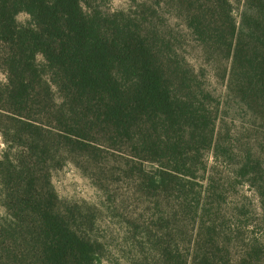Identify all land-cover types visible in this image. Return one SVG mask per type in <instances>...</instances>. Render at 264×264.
I'll list each match as a JSON object with an SVG mask.
<instances>
[{
  "label": "trees",
  "instance_id": "1",
  "mask_svg": "<svg viewBox=\"0 0 264 264\" xmlns=\"http://www.w3.org/2000/svg\"><path fill=\"white\" fill-rule=\"evenodd\" d=\"M82 3L0 0V264L101 263L95 209L62 201L51 170L102 147L129 148L133 164L154 166L135 169L142 189L186 205L210 151L264 204V0H144L147 22ZM182 33L227 62L226 96L253 120L244 131L258 135L244 148L219 129L214 98L177 44ZM212 233L192 256L167 244L150 264H230L217 259ZM259 261L264 249L247 242L238 264Z\"/></svg>",
  "mask_w": 264,
  "mask_h": 264
},
{
  "label": "rangeland",
  "instance_id": "2",
  "mask_svg": "<svg viewBox=\"0 0 264 264\" xmlns=\"http://www.w3.org/2000/svg\"><path fill=\"white\" fill-rule=\"evenodd\" d=\"M143 2L83 0L82 5L87 11L97 10L108 15L123 12L147 22L150 11ZM233 13L236 18L237 3ZM25 19L23 15L18 17L19 21ZM154 22L158 23V18ZM177 25L178 22L171 23L174 29ZM177 44L198 76L197 85L214 98L210 105L218 109L219 129L223 134L233 133L240 141L239 146L244 148L248 137L255 139L258 135L244 131L245 127H252L253 120L241 116L238 106L226 96L227 62L204 54L188 33L178 34ZM102 142L105 141L102 139ZM2 149L0 139V154ZM116 150L102 147L79 156L67 155L60 167L51 170V183L62 201L95 209L97 224L93 236L102 243L100 264H150L157 261L160 248L167 244L182 256H192L194 247L198 248L204 243V237H208L205 232L209 228L213 229L212 243L218 245V260L238 264L247 242H257L264 249V204L249 183L233 179L232 167L215 160L210 151L202 158L205 171L198 173V185H194L198 191L192 195V203L186 205L174 192L158 197L148 194L142 189L135 169L140 167L147 175L153 172L154 166L145 162L141 166L133 164L129 160V148ZM261 150L264 154V148ZM210 178L217 189L214 185L207 188ZM203 190L206 194H202ZM197 192H201L199 197ZM201 205L205 206L202 218ZM160 216L168 218V223L159 221Z\"/></svg>",
  "mask_w": 264,
  "mask_h": 264
}]
</instances>
